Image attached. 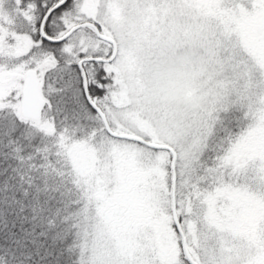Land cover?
<instances>
[{
    "label": "snow or ice",
    "instance_id": "1",
    "mask_svg": "<svg viewBox=\"0 0 264 264\" xmlns=\"http://www.w3.org/2000/svg\"><path fill=\"white\" fill-rule=\"evenodd\" d=\"M0 264H264V0H0Z\"/></svg>",
    "mask_w": 264,
    "mask_h": 264
}]
</instances>
